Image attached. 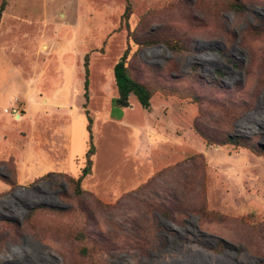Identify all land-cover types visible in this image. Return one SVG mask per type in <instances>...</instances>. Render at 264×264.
<instances>
[{
    "label": "rangeland",
    "instance_id": "rangeland-1",
    "mask_svg": "<svg viewBox=\"0 0 264 264\" xmlns=\"http://www.w3.org/2000/svg\"><path fill=\"white\" fill-rule=\"evenodd\" d=\"M3 2L0 264H264V0Z\"/></svg>",
    "mask_w": 264,
    "mask_h": 264
},
{
    "label": "trees",
    "instance_id": "trees-1",
    "mask_svg": "<svg viewBox=\"0 0 264 264\" xmlns=\"http://www.w3.org/2000/svg\"><path fill=\"white\" fill-rule=\"evenodd\" d=\"M231 9H242V6L238 4L237 2H233L229 4ZM6 2H3V4L0 7V22L2 19V14L5 10ZM130 10L129 8L126 10V17H129L130 15ZM127 53L124 54V56L120 59V61L116 64L114 68V77H115V82L118 90V97L114 100V106L118 108H127L130 105V97L133 95L137 98L139 103L143 107H149L150 102L153 96V91L150 89L149 86L144 85L140 82H138L133 75L131 74L129 67L126 64V59H127ZM85 113L87 115L88 119V126H87V131H88V136H89V148L86 153V165L82 170V173L79 178H71V182L73 183L74 186V193L76 195H81L83 193L82 190V182L86 177L91 175L92 173V166H93V161L92 157L96 153V147L94 144V133H93V119L90 116V112L87 110V105L89 102V56L87 55L85 57ZM238 146L240 144L237 143ZM77 236V239L83 240ZM86 249V248H85Z\"/></svg>",
    "mask_w": 264,
    "mask_h": 264
},
{
    "label": "bare ground",
    "instance_id": "bare-ground-1",
    "mask_svg": "<svg viewBox=\"0 0 264 264\" xmlns=\"http://www.w3.org/2000/svg\"><path fill=\"white\" fill-rule=\"evenodd\" d=\"M19 118H20V116H19Z\"/></svg>",
    "mask_w": 264,
    "mask_h": 264
}]
</instances>
